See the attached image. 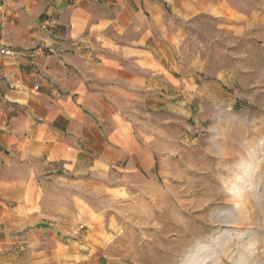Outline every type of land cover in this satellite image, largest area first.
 <instances>
[{"label": "crops", "instance_id": "0c3cea01", "mask_svg": "<svg viewBox=\"0 0 264 264\" xmlns=\"http://www.w3.org/2000/svg\"><path fill=\"white\" fill-rule=\"evenodd\" d=\"M160 15L158 0H0V264H57L59 241L89 233L90 197L149 192L170 144L146 108L181 126L201 94Z\"/></svg>", "mask_w": 264, "mask_h": 264}, {"label": "rangeland", "instance_id": "374dc122", "mask_svg": "<svg viewBox=\"0 0 264 264\" xmlns=\"http://www.w3.org/2000/svg\"><path fill=\"white\" fill-rule=\"evenodd\" d=\"M158 2L164 44L191 67L200 109L180 126L146 108L170 144L157 178L149 192L90 197L89 233L59 241L57 264H264V0Z\"/></svg>", "mask_w": 264, "mask_h": 264}, {"label": "built area", "instance_id": "2783aa9c", "mask_svg": "<svg viewBox=\"0 0 264 264\" xmlns=\"http://www.w3.org/2000/svg\"><path fill=\"white\" fill-rule=\"evenodd\" d=\"M13 51L9 48H3L0 47V56H12ZM75 235H78V231L75 233Z\"/></svg>", "mask_w": 264, "mask_h": 264}, {"label": "bare ground", "instance_id": "6f19581e", "mask_svg": "<svg viewBox=\"0 0 264 264\" xmlns=\"http://www.w3.org/2000/svg\"><path fill=\"white\" fill-rule=\"evenodd\" d=\"M245 170V169H244ZM250 170V169H249ZM245 174L247 175L248 174V172H245ZM243 175H244V172H243ZM237 179H239V180H241V182H243L244 180H243V177H239V178H237ZM243 180V181H242ZM246 181V180H245ZM235 184V183H234ZM236 185H238V184H236ZM240 185V184H239ZM239 185L237 186V187H239ZM244 185V184H243ZM237 187H235V190H233V188H231V190L233 191V192H235V191H238L239 192V190L240 189H242L243 188V186H241V187H239V188H237ZM241 191V190H240ZM238 192H236L237 194H238ZM241 194V192H239V195Z\"/></svg>", "mask_w": 264, "mask_h": 264}]
</instances>
